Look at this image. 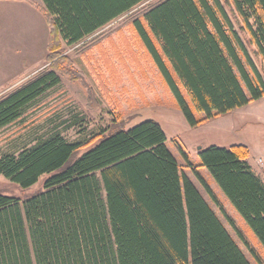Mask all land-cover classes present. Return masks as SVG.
<instances>
[{"label":"trees","instance_id":"1","mask_svg":"<svg viewBox=\"0 0 264 264\" xmlns=\"http://www.w3.org/2000/svg\"><path fill=\"white\" fill-rule=\"evenodd\" d=\"M0 1L29 4L49 29L47 68L0 98V130L62 79L81 85L87 107L97 110L62 45L76 46L136 9L131 25L190 126L264 98V0H159L144 8L149 0ZM226 8L242 22L244 40ZM166 141L152 121L113 124L85 144L55 134L0 157V177L20 189L47 176L43 190L24 200L0 194V264H249L181 176ZM197 155V168L208 171L264 249V183L247 162L248 148L212 146Z\"/></svg>","mask_w":264,"mask_h":264},{"label":"rangeland","instance_id":"2","mask_svg":"<svg viewBox=\"0 0 264 264\" xmlns=\"http://www.w3.org/2000/svg\"><path fill=\"white\" fill-rule=\"evenodd\" d=\"M158 1L149 0L140 8ZM38 4L42 6L41 1ZM138 10L118 18L76 46L62 45L74 68L83 74L93 91L98 109L87 107L86 90L81 85L62 79L58 87L36 100L18 121L0 130V157L17 156L55 134L69 144H85L113 124H123L130 129L152 121L164 132L166 147L175 159L181 176L193 183L249 264H264V249L250 228L216 187L208 171L197 168L200 164L198 152L209 147L226 148L243 143L255 147L264 144V98L228 115L190 126L152 56L131 25ZM226 12L240 37L243 40L247 38L239 31L242 26L240 19L229 8ZM37 18L38 25L36 28L34 25L32 36L27 34L25 20L21 22L7 15L8 33L3 41L8 46L5 49L11 46L10 39L13 41L18 37V41L22 40L17 44L18 51L3 50L0 53V98L47 68L49 29L42 15ZM15 31L18 34L13 36ZM30 41L34 47L31 50L28 47ZM253 50L250 48L249 53L260 70V61L253 56ZM196 117L199 118L198 115ZM179 149L187 156L192 169L183 160ZM46 177H41L26 190L0 177V194L24 200L43 190ZM199 179L208 184L212 196Z\"/></svg>","mask_w":264,"mask_h":264},{"label":"crops","instance_id":"3","mask_svg":"<svg viewBox=\"0 0 264 264\" xmlns=\"http://www.w3.org/2000/svg\"><path fill=\"white\" fill-rule=\"evenodd\" d=\"M32 1L35 2L36 4H38V1H41V0H32ZM7 15H9L10 18L14 17V20L19 19L21 22H23V20H25V22L28 26L27 27L28 28L27 34L30 33L33 36L35 28L38 25L37 16H40L41 14L25 2L0 1V53L3 50H5L6 52L9 50L14 51V52L18 51L19 47L17 44L19 42L21 43V40H22V38H21L18 41V37H15V39H13V41H11V39H10L11 43H9V44L11 46L9 48L6 47V49H5V46H8V45H6L5 40L3 41V39L7 36V33H8V30L6 29ZM34 25H35V28H34ZM16 32L17 31L14 32L13 36L18 34ZM28 47H30V50L34 48L31 41L29 42ZM240 145H244L248 148L249 157L247 159V162H248L249 166L251 167L253 173L256 176H258L261 179V181L264 183V165L260 166L258 164V159H260V158H262L263 162H264V144L261 143L255 147H249L248 145H246L244 143L240 144ZM207 186H208V184H207Z\"/></svg>","mask_w":264,"mask_h":264},{"label":"built area","instance_id":"4","mask_svg":"<svg viewBox=\"0 0 264 264\" xmlns=\"http://www.w3.org/2000/svg\"><path fill=\"white\" fill-rule=\"evenodd\" d=\"M258 164H259L260 166H263V165H264V162H263V159H262V158L258 159Z\"/></svg>","mask_w":264,"mask_h":264}]
</instances>
